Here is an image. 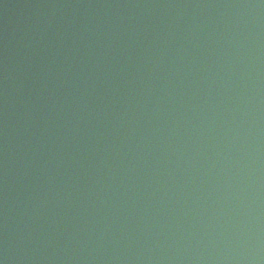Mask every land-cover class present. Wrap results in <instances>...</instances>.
Instances as JSON below:
<instances>
[{
	"label": "water",
	"instance_id": "obj_1",
	"mask_svg": "<svg viewBox=\"0 0 264 264\" xmlns=\"http://www.w3.org/2000/svg\"><path fill=\"white\" fill-rule=\"evenodd\" d=\"M0 264H264V0H0Z\"/></svg>",
	"mask_w": 264,
	"mask_h": 264
}]
</instances>
